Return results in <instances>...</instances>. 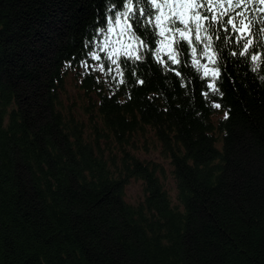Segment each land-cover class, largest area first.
<instances>
[{"label": "trees", "instance_id": "1", "mask_svg": "<svg viewBox=\"0 0 264 264\" xmlns=\"http://www.w3.org/2000/svg\"><path fill=\"white\" fill-rule=\"evenodd\" d=\"M154 3L138 30L137 0H0V264H264V0Z\"/></svg>", "mask_w": 264, "mask_h": 264}, {"label": "rangeland", "instance_id": "2", "mask_svg": "<svg viewBox=\"0 0 264 264\" xmlns=\"http://www.w3.org/2000/svg\"><path fill=\"white\" fill-rule=\"evenodd\" d=\"M162 18L161 20H163ZM165 44L167 47L171 46V41L166 38ZM103 47L108 49V55L110 56H116L119 52H130L133 51L134 48L137 45V42L133 39L130 32L127 31L126 28V22L123 20H119L116 24H112L108 30V33L103 38ZM96 55V54H95ZM95 59H98V55L95 56ZM100 66V65H99ZM102 67V66H100ZM103 70V68H101ZM76 79H75V73L74 71L71 72L68 76V88L69 91L73 94H76L78 92L76 86L74 85ZM214 118H217V116H214ZM139 155L142 158H152V159H158L164 163V167H166L167 171V185L168 188H172L173 190V196L176 195V189H175V182L174 179L171 177V167L170 163L166 161L165 158H163L162 155H160L159 151H138ZM143 182L141 179H131V181L127 184L125 191H126V199L131 202H136L142 194H143Z\"/></svg>", "mask_w": 264, "mask_h": 264}, {"label": "snow or ice", "instance_id": "3", "mask_svg": "<svg viewBox=\"0 0 264 264\" xmlns=\"http://www.w3.org/2000/svg\"><path fill=\"white\" fill-rule=\"evenodd\" d=\"M137 3H142V4H144L146 6L145 8H137L136 9V17H135V20L133 21V23L136 25L137 29L139 30L141 28V25L143 24V20H141L140 17L143 16L144 20H148V18L153 15V6L155 7L156 11L159 12L160 8H161V5L155 4L154 0H153V4H149V0H137ZM121 7H123L122 4L118 5L117 9L113 11L112 14H113L114 17H116V12ZM132 8H133L132 3H129L128 4L129 11H131ZM123 15L124 16H128L129 13L128 12H124ZM117 19H118V17H117ZM177 20H178V24H177ZM155 21H156V26L159 27V35H160V37H164L166 31L170 32L172 34H178V36H179V40L177 41L178 45L181 42H183V41L188 39L185 36V31L188 29V24L183 19L179 18V14H177V18L176 19L171 21L170 26L167 29L164 28V27H160V23H161V16L160 15H156L155 16ZM149 23H151V21H149ZM229 23H231V21H229ZM242 23H243V21H241V24ZM209 29H211L214 34L219 35V30L217 29L216 24L212 23L211 20L208 21L207 26L204 28V31L207 32ZM144 31L147 32V29H144ZM200 31H201V24L200 23H196L195 32L197 33V35H196L195 38H196L197 41H200V39H201V37L199 35ZM259 31H260V29H259V27H257V33H259ZM149 36H150L149 42L150 43H154L155 42V34L154 33H150ZM205 39L207 41V44L204 47L202 55H206L207 47L211 46L212 37L211 36H206ZM189 43H190V41H189ZM161 44H163V40H161ZM247 44H248V41L245 40V42H244L245 50L247 49ZM220 46H221V54L223 55V42H221ZM260 46H264V40H261L259 35H257V47H260ZM186 48H187V44H185L184 48L182 49V50L185 51V53H186ZM192 51H193V54H195L196 49L193 48ZM178 54H179L178 51H173V52L169 53V59L172 61V63H174V64L175 63H179V60L177 59ZM185 58L187 59V55L185 56ZM250 58L252 60L256 59L255 56H252ZM136 59L140 60L141 57L137 56ZM193 62L196 63L197 65L199 64V61H195L194 60ZM128 66H129L128 65V61L126 60L125 61V67H128ZM140 83H143V81H140ZM214 91H215V89H214ZM204 95L207 96V93H205ZM214 107L215 108H219L220 104L216 103L214 105ZM225 118H227V115H226Z\"/></svg>", "mask_w": 264, "mask_h": 264}]
</instances>
